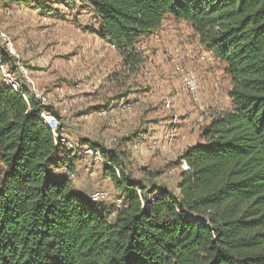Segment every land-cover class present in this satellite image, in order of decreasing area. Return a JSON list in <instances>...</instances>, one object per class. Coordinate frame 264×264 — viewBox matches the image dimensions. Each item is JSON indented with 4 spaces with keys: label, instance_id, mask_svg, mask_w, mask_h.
Instances as JSON below:
<instances>
[{
    "label": "trees",
    "instance_id": "16d2710c",
    "mask_svg": "<svg viewBox=\"0 0 264 264\" xmlns=\"http://www.w3.org/2000/svg\"><path fill=\"white\" fill-rule=\"evenodd\" d=\"M79 2L128 72L145 64L138 44L167 19L188 23L225 62L232 107L183 151L175 191L106 156L121 168L104 174L122 197L104 206L109 198L94 201L73 183L75 152L45 121L49 107L0 75V264H264V0ZM0 63L17 69L2 38Z\"/></svg>",
    "mask_w": 264,
    "mask_h": 264
},
{
    "label": "rangeland",
    "instance_id": "374dc122",
    "mask_svg": "<svg viewBox=\"0 0 264 264\" xmlns=\"http://www.w3.org/2000/svg\"><path fill=\"white\" fill-rule=\"evenodd\" d=\"M63 1L67 2L0 0V34L13 38L22 55L19 59L25 75L30 68L43 75L38 83L30 79L45 97L55 121L59 119L56 122L66 134L65 144L75 152L69 157L73 166L85 169L75 171L73 183L87 185L88 195L93 190L104 192L108 195L104 200L109 198L104 206L122 197L105 176L107 167H113L118 175L122 168L145 185L155 183L175 191L187 168L183 151L198 143L202 126L214 114L232 107L231 80L225 62L199 42L188 23L167 19L161 30L138 44L146 52V61L137 72L126 71L123 64L110 67L109 72L118 79L114 92L107 97H114L115 102L111 106V101L103 104L98 101L97 84L104 62L95 52L96 43L88 31L94 16L81 7L79 0H71V4ZM47 9L52 12L46 13ZM14 24L19 25L18 36L11 31ZM191 71L197 78L204 112L186 84ZM133 93V100L121 103L123 97ZM187 124L193 128L183 148L176 141L182 138L180 128ZM106 128L114 129L113 133ZM159 131L163 136L157 134ZM80 142L83 144L77 145ZM89 148L97 155L80 154L81 149ZM106 156L120 158L121 168ZM2 170L0 163V173ZM77 173H83V178Z\"/></svg>",
    "mask_w": 264,
    "mask_h": 264
},
{
    "label": "crops",
    "instance_id": "0c3cea01",
    "mask_svg": "<svg viewBox=\"0 0 264 264\" xmlns=\"http://www.w3.org/2000/svg\"><path fill=\"white\" fill-rule=\"evenodd\" d=\"M96 20V18L94 17L93 19H92V23H91V27L89 28V32H90V35L89 36H92V38H93V40H94V44L96 43V45L94 46V50H95V52L97 53L98 52V54H99V56H100V60H103V62H104V65L102 66L103 67V71H102V75H101V77H99L98 78V84H97V86H98V88H99V90H98V93L100 94V96H99V98L100 99H98V101L99 102H103V104H107L108 102H110L111 101V104H110V106L112 105V104H114V97H110V98H108L107 96H109V95H112V93L114 92V86L116 85V79H118V78H116V77H114V75H112L110 72H109V70H110V67H112V68H115L117 65H119V66H121L122 64H123V60H122V57L120 56V54H119V52L114 48V47H112V46H110V45H108V44H106L97 34H96V32H93L91 29H95V30H97L98 28H99V26H98V24H97V22L95 21ZM13 26V28L11 29V31L13 32V34L14 35H17L18 36V34L19 33H17V32H19L18 31V28H19V25L18 24H14V25H12ZM9 36H10V34H8ZM19 36H21V35H19ZM24 37V36H23ZM10 39H11V41H12V44H13V38L12 37H10ZM16 43V42H15ZM13 46H15L14 48H15V50H16V52H17V54H18V57L20 58V59H22V55H21V53H20V51H18V48L16 47V44L14 45L13 44ZM116 65V66H115ZM107 67H108V70H106L107 69ZM28 69V68H27ZM28 75L36 82V83H38V82H40L41 80H40V78L43 76V75H38L33 69H28ZM102 81H104L103 83H101ZM108 82L107 84H104L105 82ZM96 86V87H97ZM135 95V93H133V94H129L127 97H123L122 98V100H121V103H122V101L123 100H125V101H128L130 98L132 99L133 97L132 96H134ZM117 99V98H116ZM133 100V99H132ZM117 101V100H116ZM113 102V103H112ZM125 107H127V106H125ZM127 108H129V107H127ZM106 112V111H105ZM193 116H195V115H192L191 116V119H193ZM45 121L48 123V125L51 127V129L52 130H57V128H59V126L57 125L58 123L55 121V117H54V115H47V117H46V119H45ZM123 123V122H122ZM125 123V122H124ZM124 125V124H123ZM118 127H121V125H118ZM56 128V129H55ZM193 128V125H191V124H187V126L185 125H183L181 128H180V133H181V135H182V138H179V139H177V145L178 144H180V146H184L185 145V143H186V141L188 140V138L189 137H191V134H190V132L192 131L191 129ZM105 130H112V133H113V131H114V129H105ZM179 133V134H180ZM195 133V132H194ZM157 134L159 135V136H163V132H161V131H159V132H157ZM65 136H66V134H64ZM144 135H146L145 133H144ZM143 134H141V136H144ZM139 139V138H138ZM87 143V142H86ZM79 144H83V142H80V143H77V145H79ZM183 148H185V147H183ZM76 170L78 171V172H80V170H85V169H81L80 167H77L76 168ZM89 170V169H88ZM78 174V173H77ZM83 176H84V174L83 173H79L78 174V177H80V178H83ZM77 182V181H76ZM76 187L80 190V191H83V192H85V193H87L90 189L87 187V185H85L84 187H80V186H78V184H76Z\"/></svg>",
    "mask_w": 264,
    "mask_h": 264
},
{
    "label": "bare ground",
    "instance_id": "6f19581e",
    "mask_svg": "<svg viewBox=\"0 0 264 264\" xmlns=\"http://www.w3.org/2000/svg\"><path fill=\"white\" fill-rule=\"evenodd\" d=\"M0 36H1L0 38H2V42L4 41L6 43L8 50L10 51V54L12 53L13 55H15L14 58L15 57L17 58V63H16L17 69L15 71L10 69V66L8 63H0V75L2 76L3 82L7 86H10L15 91L27 93L40 107L42 108L47 107L48 105L46 103V99L45 97H42L41 95H39L38 90L35 86L36 83L34 84V82L32 81L33 79L31 80L30 79L31 77H28V75H25L26 71H24L25 70L24 65L19 59L18 54L12 44L10 37L5 33H1ZM21 73L23 74L22 76L26 78V79L23 78L24 81H22L20 78ZM186 84L189 90L191 91L192 95L195 97L194 99L197 101L201 112H204L205 106L201 104V100L198 96V91L200 89L198 86L197 78H196V75L192 71L186 77ZM47 115L48 114L46 113L43 114L44 119H46ZM53 131L55 132L56 130H53ZM62 142L63 143L67 142L65 136H63L62 138ZM68 147L71 148L70 145H68ZM157 147H158V143H157ZM88 150H91V151H83L82 153L84 155H90V154H92L93 156L97 155L92 149L89 148ZM98 197H101V198H98ZM105 197H106L105 193L99 190L93 192L91 196V198L94 201H103ZM120 204L121 202L118 201V205Z\"/></svg>",
    "mask_w": 264,
    "mask_h": 264
},
{
    "label": "built area",
    "instance_id": "2783aa9c",
    "mask_svg": "<svg viewBox=\"0 0 264 264\" xmlns=\"http://www.w3.org/2000/svg\"><path fill=\"white\" fill-rule=\"evenodd\" d=\"M26 79V78H25ZM40 95V94H39ZM57 120H59V119H56V121ZM81 150H83V151H91V150H88V149H81ZM90 196H92V193H91V195ZM108 195H106V197H107ZM98 198H101V197H98Z\"/></svg>",
    "mask_w": 264,
    "mask_h": 264
}]
</instances>
